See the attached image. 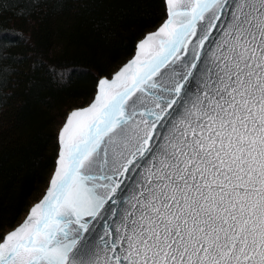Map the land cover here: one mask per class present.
<instances>
[{"label": "snow or ice", "instance_id": "snow-or-ice-1", "mask_svg": "<svg viewBox=\"0 0 264 264\" xmlns=\"http://www.w3.org/2000/svg\"><path fill=\"white\" fill-rule=\"evenodd\" d=\"M165 17L67 117L0 264H264V0Z\"/></svg>", "mask_w": 264, "mask_h": 264}, {"label": "trees", "instance_id": "trees-1", "mask_svg": "<svg viewBox=\"0 0 264 264\" xmlns=\"http://www.w3.org/2000/svg\"><path fill=\"white\" fill-rule=\"evenodd\" d=\"M165 10V0H0V232L48 187L68 113L93 99L98 79Z\"/></svg>", "mask_w": 264, "mask_h": 264}, {"label": "water", "instance_id": "water-1", "mask_svg": "<svg viewBox=\"0 0 264 264\" xmlns=\"http://www.w3.org/2000/svg\"><path fill=\"white\" fill-rule=\"evenodd\" d=\"M165 5H166V0H165ZM165 18H166V17H165ZM163 21H164V20H163ZM163 21H162V23H163ZM162 23H161V24H162ZM161 24H160L158 27H156L154 30L147 32V33H146V34H145V35H144V36H143V37L137 42V44H136V49H135V51H134V54H133V55H132V56H131L126 62H124L120 67H122L124 64H126V63H127L128 61H130L132 58H134L135 53H136V51H137L138 43H139V42H140V41H141V40H142L147 34L156 31V30L161 26ZM120 67H119V68H120ZM119 68H118V69H119ZM118 69H117V70H118ZM117 70H116V71H117ZM114 72H115V71H114ZM114 72H113L112 74H114ZM112 74H111V75H112ZM111 75H110V76H111ZM103 77H109V76H103ZM91 101H92V100H91ZM91 101H90L86 106H84V107H87V106L91 103ZM84 107L75 108V109L71 110V111L68 113L67 117L70 115V113H71L72 111H74V110H78V109H82V108H84ZM67 117H66V120H65L64 124H65L66 121H67ZM64 124L62 125L61 129L63 128ZM61 129H60V131H61ZM60 131H59V132H60ZM58 135H59V134H58ZM58 146H59V140H58ZM58 151H59V148H58ZM57 159H58V155H57L56 160H57ZM55 166H56V164H55ZM54 169H55V168H54ZM52 175H53V174H52ZM49 184H50V181H49ZM49 184H48V187H49ZM48 187H47V188H48ZM47 188H46V190H47ZM46 190H45L44 194L46 193ZM44 194H43V195H44ZM43 195H42V197H43ZM42 197H41L40 199H42ZM40 199H39V200H40ZM39 200L36 201L35 203L39 202ZM35 203H34V204H35ZM34 204H33V205H34ZM33 205H32V206H33ZM32 206H31V207H32ZM31 207H30V208H31ZM30 208H29V209H30ZM27 213H28V212H27ZM26 215H27V214H26ZM26 215H25V217H26ZM25 217L22 219V221H21L17 226H19V225L24 221ZM17 226H15V227H17ZM15 227H14V228H15ZM14 228H13V229H14ZM13 229H11V230H13ZM11 230H10V231H11ZM8 232H9V231H8Z\"/></svg>", "mask_w": 264, "mask_h": 264}, {"label": "rangeland", "instance_id": "rangeland-1", "mask_svg": "<svg viewBox=\"0 0 264 264\" xmlns=\"http://www.w3.org/2000/svg\"><path fill=\"white\" fill-rule=\"evenodd\" d=\"M41 195H42V193H41V194H39L37 201L39 200V197H40V198L42 197Z\"/></svg>", "mask_w": 264, "mask_h": 264}]
</instances>
